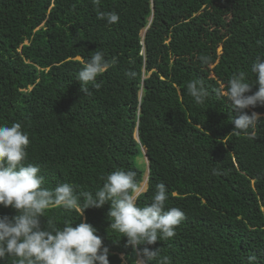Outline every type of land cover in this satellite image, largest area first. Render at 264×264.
I'll list each match as a JSON object with an SVG mask.
<instances>
[{"label":"trees","instance_id":"16d2710c","mask_svg":"<svg viewBox=\"0 0 264 264\" xmlns=\"http://www.w3.org/2000/svg\"><path fill=\"white\" fill-rule=\"evenodd\" d=\"M100 11L117 13L118 22L98 19ZM96 51L109 67L97 77L101 88L88 85L85 95L75 78ZM258 56L264 0H0V124L22 123L25 163L40 166L48 189L68 182L95 192L117 169L135 171L140 184L145 147L150 173L139 205L163 182L166 206L185 213L174 237L148 247L171 264H249V256L264 264V105L244 110L260 114L257 139H248L232 132L235 113L214 94L241 71L254 83ZM192 80L209 93L201 105L186 92ZM110 206L88 208L84 219L103 237L110 264H122V254L135 264L139 249L109 228ZM15 214L0 206V216ZM45 216L57 226L81 222L59 208Z\"/></svg>","mask_w":264,"mask_h":264},{"label":"clouds","instance_id":"9594fccd","mask_svg":"<svg viewBox=\"0 0 264 264\" xmlns=\"http://www.w3.org/2000/svg\"><path fill=\"white\" fill-rule=\"evenodd\" d=\"M92 2L98 6L100 0ZM98 19L111 25L118 22L119 16L115 12L100 11ZM148 27L141 32L143 38ZM244 42L245 38L235 49H240ZM142 44V55H145L147 48L144 40ZM220 47L224 49V44L219 45L218 56L223 53V49L219 52ZM200 60L208 63L207 57L202 56ZM82 65L75 80L81 83V91L88 95V85L97 90L101 88L102 83L97 82V77L109 67V63L102 51H96ZM213 67L214 64L211 65ZM251 72L255 74L254 83H249L247 74L241 71L234 73L226 85L220 83L214 94L217 100L227 99L231 111L235 113L231 121L234 125L232 132L236 135L243 132L248 139H257L260 114L252 112L249 115L244 110L264 105V58L256 57ZM126 75L134 78L136 73L131 71ZM253 84L258 85V90L248 94ZM186 92L197 105L203 104L209 95L198 80L190 81ZM136 138L139 140L138 132ZM29 144V135L21 122L0 124V206L11 207L16 212L14 216H0V260L10 257L13 258L12 264H110L109 248L104 245L103 237L94 225L84 219L88 208H101L110 203L107 213L109 228L120 238L127 237L128 246L139 249L135 264H171L167 255H160V247L148 246L174 237L185 213L179 208L166 206L168 190L163 182L156 184L150 202L139 205L140 195L147 190L150 173L145 147L142 151L147 160V170L140 184L135 171L117 169L102 177L104 182L95 192H78L68 182L58 183L53 189L43 187L40 166L25 163ZM213 174L220 173L213 169ZM142 183L146 185L145 191ZM50 208L74 211L79 214L81 222L77 224L65 220L62 226H57L52 218L45 216ZM140 245L144 247L141 249ZM123 256L122 264H126ZM255 259V256H249V264Z\"/></svg>","mask_w":264,"mask_h":264},{"label":"rangeland","instance_id":"374dc122","mask_svg":"<svg viewBox=\"0 0 264 264\" xmlns=\"http://www.w3.org/2000/svg\"><path fill=\"white\" fill-rule=\"evenodd\" d=\"M222 49H223V47H220V49H219V52H221V51H222ZM139 159H140V158H139ZM139 159H138V160H139ZM140 162H141V163H146V162H147V160H146V158H145V157H143V158L140 160ZM141 186H143V187H144V186H145V184H144V183H142V184H141ZM143 187H142V188H143ZM145 189H146V188H145ZM143 191H145V190L143 189ZM123 257H124V256H123Z\"/></svg>","mask_w":264,"mask_h":264}]
</instances>
